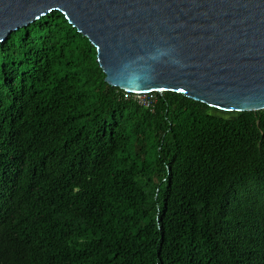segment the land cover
<instances>
[{"label": "trees", "instance_id": "trees-1", "mask_svg": "<svg viewBox=\"0 0 264 264\" xmlns=\"http://www.w3.org/2000/svg\"><path fill=\"white\" fill-rule=\"evenodd\" d=\"M104 78L59 10L0 42V264H264V109Z\"/></svg>", "mask_w": 264, "mask_h": 264}, {"label": "water", "instance_id": "water-1", "mask_svg": "<svg viewBox=\"0 0 264 264\" xmlns=\"http://www.w3.org/2000/svg\"><path fill=\"white\" fill-rule=\"evenodd\" d=\"M53 10L96 47L110 85L264 109V0H0V42Z\"/></svg>", "mask_w": 264, "mask_h": 264}, {"label": "built area", "instance_id": "built-area-1", "mask_svg": "<svg viewBox=\"0 0 264 264\" xmlns=\"http://www.w3.org/2000/svg\"><path fill=\"white\" fill-rule=\"evenodd\" d=\"M158 93L162 94L161 91H148V92H139V91H132V90H124L123 98L125 100H129L132 98L137 103L152 109L154 104L158 100Z\"/></svg>", "mask_w": 264, "mask_h": 264}, {"label": "clouds", "instance_id": "clouds-1", "mask_svg": "<svg viewBox=\"0 0 264 264\" xmlns=\"http://www.w3.org/2000/svg\"><path fill=\"white\" fill-rule=\"evenodd\" d=\"M127 259H128V258H126V260H127ZM126 260H125V261H126Z\"/></svg>", "mask_w": 264, "mask_h": 264}]
</instances>
